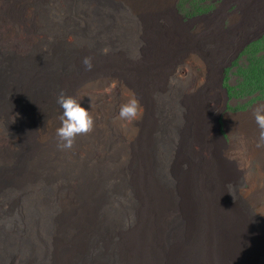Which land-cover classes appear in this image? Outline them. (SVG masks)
I'll return each mask as SVG.
<instances>
[{
  "label": "bare ground",
  "instance_id": "bare-ground-1",
  "mask_svg": "<svg viewBox=\"0 0 264 264\" xmlns=\"http://www.w3.org/2000/svg\"><path fill=\"white\" fill-rule=\"evenodd\" d=\"M115 1L131 6L143 23L170 8V0ZM69 2L0 0V45L24 55L19 61L0 58V143L9 142L0 145V264H264V234L255 233L242 206L235 210L224 198L222 185L230 171L219 160L191 167L175 201L157 174L148 133H111L127 93H133L115 72L126 65L81 41L80 26L68 28ZM67 32L79 41L78 49L47 46L38 52L39 35L62 41ZM155 36L156 60L182 47L169 29ZM85 57L92 58L91 71L82 63ZM159 64L135 66L131 83L142 93L155 89L163 81ZM62 90L90 112L94 127L77 135L68 149L78 161L71 160L74 171L57 190L39 142L60 143L56 129L62 109L56 100ZM195 91L187 120L197 139L203 118ZM252 130L242 127L246 142L258 140ZM260 150L249 144L247 156ZM99 161L112 168L101 172L95 167Z\"/></svg>",
  "mask_w": 264,
  "mask_h": 264
},
{
  "label": "rangeland",
  "instance_id": "rangeland-1",
  "mask_svg": "<svg viewBox=\"0 0 264 264\" xmlns=\"http://www.w3.org/2000/svg\"><path fill=\"white\" fill-rule=\"evenodd\" d=\"M57 1L63 4L66 0ZM169 3L167 13L149 17L143 23L131 6L115 0H70L68 28L80 26L81 41L90 42L96 51L105 53L104 49H108L107 57H120L126 65L115 72L121 75L126 88L135 93L143 114L131 122L114 118L112 126L116 129L111 133H124L126 137L148 133L157 174L173 191L175 201V192L180 191L183 175L191 167L205 160H219L230 171L222 185L224 198L235 210L242 206L244 213L252 216L255 233L263 237L264 148H259L258 155L248 157L249 144L257 147V140L250 137L246 142L242 127L251 125V133H259L254 113L264 108V0H170ZM168 29L176 34L182 47L168 59H160L163 62L157 61L153 55L155 32ZM35 45L40 53L47 46L57 51L76 49L79 41L67 32L62 41L39 35ZM23 56L17 48L0 45V58L5 61H19ZM147 63H160L157 69L163 81L155 89L149 86L142 93L141 87L137 89L131 83V69ZM89 85L85 83L84 88ZM196 88L199 90L195 91ZM194 91L201 102L203 118L197 139L187 120L188 100ZM7 117L11 123L15 122L13 113ZM52 142L39 144L49 177L55 181L52 186L56 184L59 190L57 183L70 177L78 156L57 146L56 140ZM80 162L78 166L84 167ZM105 162L99 161L94 166L107 172L112 167ZM33 194L34 191L29 200ZM53 202V207H58L55 199ZM176 207L180 208V203ZM253 264H260V260Z\"/></svg>",
  "mask_w": 264,
  "mask_h": 264
},
{
  "label": "clouds",
  "instance_id": "clouds-1",
  "mask_svg": "<svg viewBox=\"0 0 264 264\" xmlns=\"http://www.w3.org/2000/svg\"><path fill=\"white\" fill-rule=\"evenodd\" d=\"M104 52L107 54L108 49H104ZM82 63L86 70H92L91 57H85ZM112 87H115V83H113ZM127 95L129 98L125 103L121 104L118 118L131 122L142 116L143 108L134 93H127ZM56 102L62 109V114L58 117L61 126L56 129V135L60 142L59 146L62 149H71L74 146L77 135L87 134L93 130L94 117L88 110L81 107L80 102L74 96L66 95L63 90L57 96ZM254 118L259 129L256 146L264 148V108H258L254 113ZM229 194L233 196L231 190Z\"/></svg>",
  "mask_w": 264,
  "mask_h": 264
},
{
  "label": "trees",
  "instance_id": "trees-1",
  "mask_svg": "<svg viewBox=\"0 0 264 264\" xmlns=\"http://www.w3.org/2000/svg\"><path fill=\"white\" fill-rule=\"evenodd\" d=\"M1 146H8L9 145V142L6 140L4 141V139L1 141L0 143ZM11 147V146H10Z\"/></svg>",
  "mask_w": 264,
  "mask_h": 264
}]
</instances>
